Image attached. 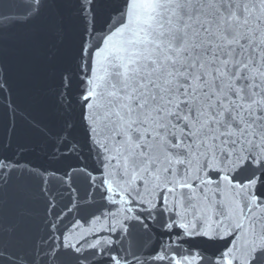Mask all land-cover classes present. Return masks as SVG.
Wrapping results in <instances>:
<instances>
[{
	"label": "snow or ice",
	"instance_id": "6c2138e0",
	"mask_svg": "<svg viewBox=\"0 0 264 264\" xmlns=\"http://www.w3.org/2000/svg\"><path fill=\"white\" fill-rule=\"evenodd\" d=\"M0 264H264V0H0Z\"/></svg>",
	"mask_w": 264,
	"mask_h": 264
}]
</instances>
